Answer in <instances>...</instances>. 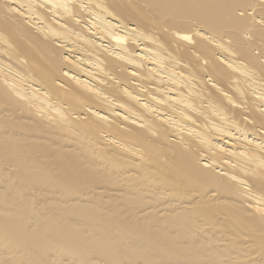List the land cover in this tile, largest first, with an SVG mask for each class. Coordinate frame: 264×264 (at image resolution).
<instances>
[{"label": "bare ground", "instance_id": "6f19581e", "mask_svg": "<svg viewBox=\"0 0 264 264\" xmlns=\"http://www.w3.org/2000/svg\"><path fill=\"white\" fill-rule=\"evenodd\" d=\"M78 165L87 264H264V0H0V264H41Z\"/></svg>", "mask_w": 264, "mask_h": 264}, {"label": "rangeland", "instance_id": "374dc122", "mask_svg": "<svg viewBox=\"0 0 264 264\" xmlns=\"http://www.w3.org/2000/svg\"><path fill=\"white\" fill-rule=\"evenodd\" d=\"M51 146V144H50ZM53 147V146H51ZM47 159H42V161L46 162V164H52L54 162L57 161V158L55 156L54 153H52L51 155H46ZM79 169L82 171L81 175L79 176V178L75 180V174L72 173L68 176L65 177L64 175L62 176L56 169L51 168L48 170L49 174H52L53 177H55L53 179V182L51 184L55 185L58 184V188L53 189V191L51 192H44L43 193V199L41 200L40 204H43V209L44 211H41V220H40V225H41V230L44 233V237L42 236V241H45L46 245L48 246L49 250L40 258V263L41 264H49V260L50 258H59L61 259L63 256L65 257H73L74 261H80L81 264H87L84 259L85 256H87L88 258L91 259H98L96 258L94 255H92L91 253H89L87 251V247L91 246V247H95L94 245L97 243V241L99 240V238H101L100 233L101 232H93L90 235V239L86 240L85 243H87L86 245H80L77 244L76 240L73 238V240H68L65 237H61V233L57 230L59 228L62 227H67V225L71 224L73 229H70L71 232L74 235H78L81 237V235L87 231L88 225H85L83 222H79L72 217L74 214H79V213H83L85 212L84 210L86 208H81L78 211L72 210L71 208H69V210H67V200L76 196L75 198L80 199L81 196L78 195L79 193H81L82 191H84L85 187H86V182L88 181L89 178V174L86 173L85 169L82 168L80 165H78L76 167V169L74 171H79ZM37 175L41 176L43 175V172L38 171ZM70 177V178H69ZM66 183L65 185H62V183ZM62 186H64L65 190H60L62 188ZM63 195V197H61L60 195ZM28 197V196H27ZM30 198V196H29ZM87 203V202H84ZM87 210V209H86ZM90 212V210H88ZM71 212H75V213H71ZM67 215H70L69 217H66ZM54 223H57L56 225H54ZM137 225V224H134ZM99 229V228H98ZM129 230L131 228H128ZM55 230V233L53 232ZM120 231V233L122 234V228L120 227L118 229ZM131 231H135V230H131ZM127 234L128 231H125L122 234L121 239H119L116 242V245L118 246V248L120 249V252L125 256L128 251L125 249L126 248V244L131 247L132 244H129L128 240L125 241L127 238ZM98 235V238L96 241H90L91 239H93L95 236ZM103 235V234H102ZM87 237V234L85 235ZM82 239V237H81ZM114 239V235H110L109 237L103 235V238L98 242L99 244H103L106 242H109L110 240ZM84 240V239H82ZM85 241V240H84ZM89 241V242H87ZM138 239L136 237H134L133 242H137ZM157 246H162L165 247L166 250L163 252L157 251V248H153L152 245L149 244V249H145L144 252H142L140 249L135 250L136 252H134L135 257H152L154 258V260L158 261L161 264H167V263H173V260H170L169 258H174L177 257L179 255L182 254L183 251L179 250V246L175 247L174 249H170L169 247H167V245H165L163 242H159L157 241L154 245V247ZM152 247V248H151ZM193 248V247H192ZM189 249H191V247H189ZM188 249V250H189ZM150 250V251H149ZM199 251L197 249H195L194 252H192L191 254H197ZM225 255H230L232 251H224ZM161 255V256H160ZM188 256L185 254V258H184V264L185 263H190V261L188 260ZM221 260L226 261L227 257L222 258ZM64 264L67 262L66 260H63ZM101 262V261H99ZM209 262V261H207ZM102 264H104L103 262H101ZM61 264V262L59 263ZM212 264V263H210Z\"/></svg>", "mask_w": 264, "mask_h": 264}]
</instances>
